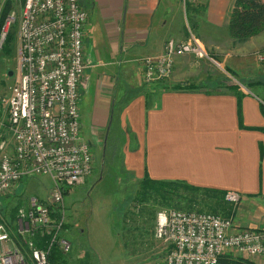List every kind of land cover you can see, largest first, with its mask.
<instances>
[{"label": "crops", "instance_id": "crops-1", "mask_svg": "<svg viewBox=\"0 0 264 264\" xmlns=\"http://www.w3.org/2000/svg\"><path fill=\"white\" fill-rule=\"evenodd\" d=\"M190 1L204 6L198 13L190 10L192 20L202 14L206 24L226 28L233 0ZM86 2L94 19L91 32L86 31L88 21L84 27V52L90 65L83 75L79 102L86 134L81 139L96 151L116 152L120 176L136 183L147 174L152 180L237 191L244 212L250 210V221L256 224L246 218L237 221L247 222L244 227H264V95L258 97L260 90L253 93L239 86L244 95L238 106V97L217 86V80L201 67L190 65L192 56L187 54L175 58L168 78L144 83L140 60L160 53L166 40H186L191 33L182 17L179 30L168 31L174 22L169 13L179 9L178 4L173 0ZM222 40L226 52L241 46L252 51L264 48V32L236 46L226 32ZM228 66L235 73L241 70L236 63ZM200 78L201 85L189 82ZM178 84L198 87L173 89ZM3 108L0 135L7 138ZM117 218L116 223L108 216L120 250V212ZM253 261L264 264V258Z\"/></svg>", "mask_w": 264, "mask_h": 264}, {"label": "built area", "instance_id": "built-area-1", "mask_svg": "<svg viewBox=\"0 0 264 264\" xmlns=\"http://www.w3.org/2000/svg\"><path fill=\"white\" fill-rule=\"evenodd\" d=\"M11 21L7 18L6 25ZM87 21L88 12L78 0H25L17 20L16 76L0 94L11 135V144L0 135V197L16 195L20 181L29 176H48L52 186L44 199L26 198L13 226L0 213V264H59L49 260L53 248L61 255L70 253L71 243L62 236L64 196L93 169L91 147L80 136L78 111L90 65L84 52ZM186 54L215 63L190 33L186 40H166L159 54L140 60L143 81L168 78L175 58ZM254 57L264 63V50ZM224 200L235 207L241 196L228 190ZM154 237L165 245L164 264H217L224 253L264 258V227H237L232 216L162 208L156 213Z\"/></svg>", "mask_w": 264, "mask_h": 264}, {"label": "rangeland", "instance_id": "rangeland-1", "mask_svg": "<svg viewBox=\"0 0 264 264\" xmlns=\"http://www.w3.org/2000/svg\"><path fill=\"white\" fill-rule=\"evenodd\" d=\"M6 1L10 2L11 7L9 13H7L8 16H0V33L2 28L7 26V18L12 17V21L7 26V32H10L11 35V42L8 53L0 49V94H5L7 86L15 80L18 55L17 20L21 15L25 0H0V11ZM173 1L174 5L178 4L179 9L174 8V12L172 14L169 13L168 18L174 15V22L168 27L170 33H176L179 30L178 22H180V17L187 24V18L189 17L185 13V0ZM79 2L83 7H88L86 0H79ZM88 16L90 20H88L86 31L91 32V23L94 19V14L88 12ZM194 19L196 26L190 27L189 31L202 41L206 53L212 57L215 63H211L205 59H198L196 56L191 55V60H189L190 65L193 64L201 67L200 70L206 71L208 77H213V79L217 80V86L221 87L229 83L232 84L228 78L229 75L244 84L248 80H253L258 76L264 78V65L258 63L255 60L256 57H254L256 52L262 51L264 48L253 49L252 51L241 46L242 48L239 47L238 49L232 48L233 52H226L223 48L225 43L222 40V33H225L226 30L214 28L206 24L202 14H198ZM4 39L1 43H3ZM170 39L175 40L173 38ZM155 55L157 54L151 56ZM231 61L232 63H236L235 68L238 65L241 67V70L237 69L238 71L236 72L238 73L232 72L229 68L228 65L232 64ZM9 71L12 72L10 76H8ZM201 79L195 81L190 80L189 82L198 83ZM159 82V80H154L149 82V84ZM198 84L201 85L202 83L200 82ZM161 86L163 87V85ZM254 90H261L260 93L264 95L262 89H258L255 86L253 87ZM79 123L80 136L85 137L86 134L82 117H79ZM6 139L11 144V135L7 134ZM90 147L93 155V169L91 174L85 179L83 184L72 187L64 196L65 225L67 228L62 233V236L71 243L68 263L72 264L71 261L74 258L76 264H164L166 254L165 245L154 237L156 212L164 207H158L153 218L147 216V218L142 219L139 216V211L134 207L133 198H130L134 196L138 183L120 176L119 167L115 166L117 165V159L114 158L116 152H100L99 149H97V152L94 150V146L91 145ZM101 153H104L105 156H102ZM51 186L52 181L48 176L36 175L25 177L20 181L16 195L0 197V210H3L4 213L7 207L14 206L19 199L23 200L25 204L28 196L44 199L47 197ZM245 207L244 205L242 206L241 202L235 206L234 220L236 223H239L237 221L238 217L242 220L246 218L250 224H256L250 221L252 220V214L249 213L250 210L244 212ZM119 212L120 250L118 241L112 230V225L108 220V216H110L117 223V213ZM0 213L2 212L0 211ZM5 216L10 222L9 225L13 226V218L8 213ZM246 224L248 223L244 221L239 223L240 227H244ZM116 227V225L113 226V228ZM226 254L235 255L234 253ZM257 259L262 258H255L253 260Z\"/></svg>", "mask_w": 264, "mask_h": 264}, {"label": "trees", "instance_id": "trees-1", "mask_svg": "<svg viewBox=\"0 0 264 264\" xmlns=\"http://www.w3.org/2000/svg\"><path fill=\"white\" fill-rule=\"evenodd\" d=\"M184 3L186 15H189L190 10L195 13H198L200 10L204 11L203 5H196L190 0H185ZM10 7V2L6 1L0 11V16H8L7 13H9ZM83 8L86 10L85 7ZM187 21L189 30L190 27H195V19L192 20L189 16L187 18ZM225 29L227 36L232 41L233 46L244 44L252 37H255L264 32V0H233L228 14V20ZM10 42L11 35L10 32H7L0 49L3 50V52L8 53L10 51ZM262 64L264 65V63ZM239 83L253 93V87L255 86L261 87L260 89L264 91V78L262 76H258L253 80L250 79L248 80V82H245V84L241 81ZM197 87L198 85L195 84H178L176 86H173V89L192 90ZM225 87H227L238 97L237 101L239 106L240 99L244 95L240 91L239 85L229 83L226 84ZM260 92L258 93V97L259 94H261ZM224 195L225 190L197 187L179 180H152L148 177L147 174H145L138 183V187L133 196V201L134 207L137 211H139V216L142 219L147 218V216L153 218L158 207L172 208L184 211L207 212L230 218L231 216H234L236 208L232 204H229L224 200ZM22 205H24V201L19 199L17 204L7 207V210L4 213L3 210H0L2 212L1 214L6 215L8 213L11 218H14L18 208ZM64 228L66 229L67 226L65 225ZM67 256L68 255H61L57 248H53L49 260L51 262H57L59 264H69V256ZM217 264L255 263L253 259L247 258L245 256L224 253L219 256Z\"/></svg>", "mask_w": 264, "mask_h": 264}, {"label": "water", "instance_id": "water-1", "mask_svg": "<svg viewBox=\"0 0 264 264\" xmlns=\"http://www.w3.org/2000/svg\"><path fill=\"white\" fill-rule=\"evenodd\" d=\"M10 75H12V72L11 71L8 72V76H10Z\"/></svg>", "mask_w": 264, "mask_h": 264}]
</instances>
